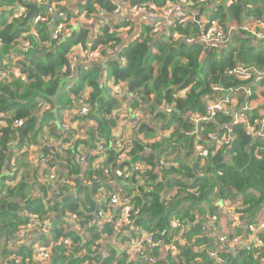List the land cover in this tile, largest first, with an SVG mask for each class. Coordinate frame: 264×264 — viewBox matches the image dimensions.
<instances>
[{
    "label": "trees",
    "instance_id": "16d2710c",
    "mask_svg": "<svg viewBox=\"0 0 264 264\" xmlns=\"http://www.w3.org/2000/svg\"><path fill=\"white\" fill-rule=\"evenodd\" d=\"M40 1L42 5L22 26L28 13L24 9L32 4L25 0H0V113L5 114L0 120V264H16L15 260L20 264H41L33 259L28 241L18 243L13 238L29 215L53 220L48 230L50 238L40 237L46 245L61 240L52 248L50 264H125V258L107 242L115 234L113 229L89 225L96 207L94 196L108 189L109 181L119 187L114 195L132 196L131 223L153 232L156 240L166 238L172 218L185 222L182 216L202 213L201 204L214 214L215 201L236 199L237 195H241L238 206L241 209L236 212L241 215L239 228L258 226L257 220L264 212V140L248 135V130L258 129L252 124L254 120L248 125H233L231 113L217 112L212 120L199 124L198 137L190 133L195 129L193 118L206 115L204 102L216 97L214 86L229 90L250 83L231 74L233 70L240 67L264 72V41L239 28L228 31L231 26H243L246 19H256L262 24L264 0H261L263 8L257 5V0H182L185 8L199 7L200 12L205 9L200 4L214 6L203 30L197 23L191 24L190 19L165 31H157L151 25L141 26L125 46H121L116 32L124 28L131 34L136 28L133 18L114 21L116 0H76L80 2L76 9H69L62 18L67 32H61L55 40L50 39L56 15L52 5L58 1ZM126 1L132 8L146 10L176 5V0ZM101 10L109 17L103 28L96 24ZM4 13L8 15L3 16ZM74 18H83L90 25L88 29L94 27L92 37L84 26L77 31L69 28L68 23ZM214 27L229 32L230 43L219 46L228 44L226 47L207 49L199 41L203 32ZM27 33L31 47H17V39ZM37 42L44 46L40 52L35 50ZM101 46L111 49L108 56L100 53L106 63L95 55ZM76 47L95 56L74 64L72 54ZM41 53L47 55L42 57ZM250 74L251 80L255 76ZM109 81L113 82L110 88ZM122 86L127 98L119 100L113 91ZM75 96L84 97L89 107L86 115H79V121L93 122L94 126L87 139H78L76 130L74 139L72 133H67L64 142L68 149L64 156L51 154L49 149L40 155L48 160L51 169L58 157L63 165L60 175L76 177L74 187L60 186L57 189L60 193L56 194L51 185L37 182V170L30 173L17 166L15 157L28 150L25 143L33 142L39 147L42 144L39 141L48 139H45L50 130L48 123L60 121L63 111L72 109L70 99ZM124 109L139 117L129 138L133 147L126 161L119 163L115 148L107 147L101 166L94 165L95 156L91 152L98 142L112 141L113 131L122 127ZM20 120L23 125L15 127L14 122ZM62 137L63 133L60 140ZM213 137H229L231 142L217 148L211 144ZM80 145L90 149L84 162L73 156ZM197 146L203 147L204 155L194 156ZM164 154L168 164L161 169ZM139 163L145 167L143 174L134 171L133 167ZM28 175L31 179H27ZM80 175L89 185L77 179ZM167 190H176L169 202L165 200ZM185 208V214L180 215ZM71 215L76 216L77 222L69 221ZM203 228L204 224L199 223L186 232L188 240L196 238L180 248L176 259L168 255L160 257L155 252V264H264V231L257 242L236 250L235 256L220 250L221 255L217 256L220 260H216L207 253L216 251L213 238L202 233ZM248 233L246 230L243 237ZM230 234L231 238L238 232L231 229ZM101 242L106 243L103 248ZM256 243L261 246L260 251L253 247ZM102 249L106 250L104 256L100 254ZM130 264L147 261L138 258Z\"/></svg>",
    "mask_w": 264,
    "mask_h": 264
},
{
    "label": "built area",
    "instance_id": "2783aa9c",
    "mask_svg": "<svg viewBox=\"0 0 264 264\" xmlns=\"http://www.w3.org/2000/svg\"><path fill=\"white\" fill-rule=\"evenodd\" d=\"M27 3L32 5H37L38 7L42 5L40 0H25ZM70 4H75L76 0H70ZM121 4L124 6L121 7ZM117 7L113 11L115 16L117 18H133L134 15L138 14L139 12H142L147 18H150L152 21L151 27L156 29L157 31H160L162 29L166 30L172 27L175 23H181L184 24L189 21V15L186 12V9L183 5V3L180 5H174V4H167L164 7L160 9H154L149 8L148 10L142 9V8H132L130 5H126L122 0H117ZM57 5H52V8ZM76 9V8H75ZM74 9V10H75ZM26 10V9H24ZM8 13H4L3 16H7ZM63 13H57L54 18V25L51 27L53 28V31L50 33V39L55 40L59 37V34L61 32L66 33L67 32V25L64 24L62 18ZM101 15L105 16V12L101 10ZM78 18H74L73 20H76ZM82 20L83 18H79ZM106 20L96 21V24L99 28H103L106 26ZM236 28H239L247 33H250L254 38L258 40L264 41V29L258 30L249 23H245L243 26H231L228 30L229 32H235L234 30ZM111 32H114V30H111ZM225 33L224 31L219 30L218 27H214L209 29L208 31L203 32L199 36V41L205 45L207 49L210 48H216L217 46L223 45L229 41V35L228 33ZM38 47L35 49L36 51L40 52L43 49V45L39 42H37ZM20 47L23 49L30 48V43L26 42L22 44ZM98 52V53H97ZM104 52L107 56L111 54L110 46H101L98 47L97 51H95V55L98 54L97 57H100L101 54ZM15 54V51L12 52L10 55L13 56ZM93 54H90V52L84 51L81 54V59L76 60L74 59V62H85L88 59L93 58L95 56ZM124 60L121 58V62ZM254 74V78L250 80L251 74ZM231 74L239 77L244 78L247 77V80L244 81H250V84L253 85H259L264 80V72H257L254 69H244V68H237L231 72ZM1 80V79H0ZM214 91V94L216 95L215 98L211 99V102L205 106L206 115L202 118L197 117L193 118V122L195 124V129L190 133L192 136H199L198 133V126L201 122H207L209 120L213 119V116L217 112H228L231 113L232 116V123L233 125L239 124L238 119L239 115L238 112L232 107L231 105V98L233 95H235L237 92L243 91V90H249V88H239V89H229V90H223L222 88L218 86H214L212 88ZM224 93V94H221ZM248 93H250L248 91ZM113 95L119 99L124 100L127 98L126 93L121 92L119 90ZM71 104L77 107L79 115H86L89 112V107L86 104V99L84 97H77L71 98ZM45 109L48 110V106H45ZM5 117L4 113H0V120H2ZM139 121V117L134 114V118L132 121L129 122V125L132 129H134L137 125V122ZM24 121H15L14 126L15 127H21L23 125ZM61 131L63 133L62 139L57 143L56 152L64 156L66 150L68 149V145L64 142L65 138H67V133H72V139L76 138L75 135V129L71 128L67 124H61L60 125ZM1 129V126H0ZM248 135H251L253 138L258 137L261 140H264V128L260 127L259 129H256L255 131L248 130ZM231 142L229 137H222L217 138L213 137L211 138V144L215 145L217 148L223 146V145H229ZM109 142L100 141L98 142L96 149H94L90 155L95 156V163L96 166H101L103 163L102 156L106 152L107 147H114L117 152V161L119 163L125 162L128 153L131 151L133 145L129 141V138L121 135H117L116 139L113 140L107 145ZM44 147V146H43ZM42 147V148H43ZM50 147V146H46ZM40 148L30 147L28 150L30 152H33V154L29 155L30 163L34 164L33 155H35L37 162L40 165V168L38 170V176H37V182L39 184H44L39 179L43 174H47L48 181L45 184H49L52 186L53 191L56 192V194L60 193L57 191V189L60 186L64 185H71L74 187V180L76 179L75 176L71 177H62L60 173L57 171H54L52 169L49 170L48 168V160L45 158L37 157V154L39 153ZM196 153L198 155H204L205 151L203 150L202 146L195 147ZM76 159L80 162H84L85 158L84 156L77 155ZM51 160V159H50ZM168 164V161L166 159V155L164 154L160 160V168H166ZM35 165V164H34ZM134 171L138 172L140 174H143L145 171L144 165L141 163L136 164L134 167ZM42 172H44L42 174ZM122 173H118V175H121ZM78 180L82 182L84 185H89V183L80 175L77 177ZM143 179H148V177L145 175L143 176ZM116 185L113 182L110 184V188L114 191H118L119 187L117 186V189H114L112 186ZM166 194H169L171 196L167 195L166 202H169L172 198V192L171 190H167ZM94 203L96 205L94 212L92 213V217L89 221V225L95 226L97 228H102L104 225L110 226L111 229L115 232L112 242L113 246L117 249L119 254H121L125 258V264H130L133 261H136V259H144L147 261V264H155L157 261V258L155 257V252L159 254L160 257L164 256H170L172 259H176L180 248L183 247L186 242L182 238H184V235L188 231L189 223L188 222H181L178 219L172 218L169 221V230L166 231V238L164 240H156L154 237L153 232H149L142 227H139L135 225L134 223H131L129 220L131 212L133 211L134 207L132 206V196L119 193L117 195H111V194H105L104 192H98L94 196ZM104 206H106L108 209L112 207L118 208L120 211V214L114 215L111 214V212L105 211ZM89 209V208H87ZM238 216V214H237ZM239 217V216H238ZM75 215H71L69 217L70 222H77ZM134 224V225H132ZM50 221L46 218H37L34 216L29 215L28 219L19 230H17L14 235V241L18 243H22L25 241H28L29 238L33 236L40 237V235H46L48 236V230L50 229ZM248 230L250 232H256L261 233L264 231V223H258V226L256 225H249ZM177 234V236L175 235ZM49 237V236H48ZM50 238V237H49ZM59 242H51L50 245H46L41 239L34 240L31 243L30 250L32 251L33 259L40 262L41 264H49L52 259V248L58 246L60 244ZM219 242L224 243H230V245L233 246L236 250L241 248L243 246L240 243L239 238H232L229 240L226 236H221L219 238ZM14 246L12 245V248ZM210 256L212 258H217V252H209ZM5 261L4 263H6ZM16 264H20L19 260H15Z\"/></svg>",
    "mask_w": 264,
    "mask_h": 264
},
{
    "label": "crops",
    "instance_id": "0c3cea01",
    "mask_svg": "<svg viewBox=\"0 0 264 264\" xmlns=\"http://www.w3.org/2000/svg\"><path fill=\"white\" fill-rule=\"evenodd\" d=\"M57 1H58V2H56L57 7L56 6L53 7L54 12L56 14L57 13H63L64 14V12H62L61 10L70 7L68 0H57ZM122 1L126 5H130L128 1H126V0H122ZM116 2H117V0H116ZM182 3H183L182 0H176L177 5H179V4L181 5ZM257 5L260 6L261 8H263V4H262L261 0H257ZM123 6L124 5L121 4V7H123ZM201 6H203L205 8L202 12L199 11V7L196 9H193V10L188 9V8H185V9H186L187 14L190 17L191 24L197 23L199 25L200 29L203 30L204 22L209 21L210 16L212 15V10H213L214 6L210 5V3H207L205 5L200 4V7ZM68 10L69 9H67V11ZM26 11L28 12L29 9L25 10V12ZM48 11H49V9H48ZM196 16H199L198 21H195ZM103 17H104L103 15L99 16L96 21H101ZM118 19L119 18H117V19L115 18L114 21L116 22ZM261 21H262V24H259V22L256 19H253V20L246 19L245 20L246 23H249L250 25H252L253 27H255L258 30L264 29V17L262 18ZM132 22L135 24L134 26L136 29H134L131 34H129V33L127 34L128 29L126 30L124 28L123 29L121 28L116 32L117 36L121 39V46L127 45L134 38V33L138 31L139 27L152 25V21L150 20V18H147L142 12H139L138 14L134 15ZM68 24L70 26L69 28L73 31H77L81 26H84L87 29H88V26H90L87 23H85L83 20H80V19L71 20ZM92 25L93 24H91V26ZM50 30H51V27H50L49 31ZM88 30L90 31V36L92 37V35L94 33V27H93V29L91 28ZM29 39L30 38H29L28 33L24 34L21 38L17 39V42H16L17 47H20L22 44H24L26 42L29 43ZM229 43H230V41L228 42V44ZM226 46L227 45L222 46L221 48L226 47ZM216 48H220V47L217 46ZM82 53H83V51H82L81 47H76L73 54H72V59H76V60L81 59ZM98 59H101V58L98 57ZM100 62L106 63V61H102V59L100 60ZM78 63H81V62H77V61L74 62V64H78ZM15 73L17 74V71H15ZM103 76H104V78H106V74H104ZM70 85L71 84L69 83L68 87H70ZM112 85H113V82L109 81L108 87L110 88ZM245 87L249 88V90H243V91L237 92L231 98V105L236 110V112H238V115H239L238 122H239V124L241 123L244 125H248V124H251V121L254 120L252 124H254V126L256 128H258V129L260 127L264 128V80L259 85H253V84L249 83ZM119 90H121L122 93H124V91H126L124 86H122V87L115 89L113 91V93L115 94ZM248 91L250 93H248ZM221 94H224V93H221ZM210 102H211V100L208 99L206 102H204V104L207 105ZM127 110L124 109V115L122 118L123 121L121 122L122 127H120V129H118L119 128L118 127L113 131V134H112L113 140L116 139L117 135L125 136L127 138L132 137L133 129L130 127L129 122L131 120H133L134 115H130L127 112ZM230 116H231V114H230ZM231 119H232V116H231ZM78 122H79L78 109H77V107L72 105L71 110L65 109L63 111L62 118L60 121H58L56 123L54 121H50L48 123V125H49L48 128L50 130L45 134V139L48 138L47 140L39 141L38 143L42 142V144L39 147L34 145L35 143H33V142L25 143L24 147L26 146V148L28 149L30 147L40 148L41 146H50V147L40 148L39 153L37 154V157H40V155L41 156L44 155L43 154L44 150H47V149H49L48 151L51 154H55L56 148H57V143L59 142L61 135H62L60 125L65 123L74 129V128H76V125ZM92 126H94V124H92ZM84 139H87V136ZM13 152H15V151L13 150ZM30 154H33V152H29L28 150H26V152H22L21 154L19 153L17 155V157H15V159H16L15 163L19 167H24V170L26 172L32 173L34 170H37V174H38V169L40 168V165L37 162L36 157L33 159V162L35 165L28 161V159L30 158L29 157ZM89 154H90L89 147H86L84 145H80L78 147V152L73 154V156H76V155L84 156L85 161H86L87 158L89 157ZM197 155L198 154L196 153V150H195L194 156H197ZM52 165L54 166V168L52 170L57 171L58 173L63 172V165L58 160V157L55 159V161H53ZM50 169L51 168H49V170ZM27 179H31L30 175H28ZM135 181H136V185H137L138 180L136 177H135ZM111 182H113V181H109V183H108V189H104L101 192H104L105 194L113 195V190L110 188ZM112 187L114 189H117L116 185H113ZM175 191L176 190L171 191L173 196L176 195ZM71 194H74V191H71ZM96 194H98V193H96ZM124 194H126V193H124ZM240 199H241V195H237L236 199L230 198V200H226V201H222V202L215 201V204L212 205V208H214V210H215L214 214L210 213L204 204H201V206H202L201 212L202 213H189L188 216H182V218L190 224L189 225L190 228L192 226H196L199 223L204 224V228L202 229L203 230L202 233H205V234H207L213 238V240H214L213 241V248L217 252V256L221 255L220 250L223 253L225 251H228L233 256L236 255V249L233 248V246L230 245V243L226 242V243L222 244L219 242V238L221 236H226L229 240H231L232 238H239L243 247H248V246L252 245L253 242H257L259 240L258 236L260 233L250 232L246 225H243V227H244L243 230H241L239 228L242 226L241 222H240V216L241 215L238 214V216H239L238 217L236 212H237V209H239V210L241 209L238 207ZM180 209H181V207L178 208V210H180ZM186 209L187 208L183 209L180 212V215L185 214ZM104 210L105 211L109 210L111 212V214H114V215L120 214V211L115 206L112 208H109V209L106 206H104ZM190 217H192L191 221H189ZM52 222H53V220H52ZM50 223H51V221H50ZM257 223H264V212L260 215L259 219L257 220ZM237 227L239 228L238 230H237ZM190 228L188 229V232L190 231ZM231 229H233L234 231H237L238 235H232L230 238ZM168 230H169V227H168L167 231ZM246 230H248L249 233L244 238L243 236H245L244 232ZM175 235L177 236L176 233H175ZM40 237H41V235H40ZM40 237L33 236V237L29 238L27 244L29 246H31V243L34 240L40 239ZM45 237H46V235H45ZM87 238L91 239V236L89 234H87ZM190 238L191 239L188 240L184 235V238H182V239L184 240V242H186V244H188L189 242H193V240L196 237H190ZM112 239H113V237H111L109 239V241H107V242H109V245L113 244ZM104 244H106V243L101 242V248L104 247ZM256 245L259 246V244H257V243H256ZM258 248H259V250H261L260 249L261 246ZM202 249L203 248L196 249L195 251L198 252L199 250H202ZM105 251H106L105 249H102L100 251V254L102 256H104ZM217 260H220V259H217Z\"/></svg>",
    "mask_w": 264,
    "mask_h": 264
},
{
    "label": "rangeland",
    "instance_id": "374dc122",
    "mask_svg": "<svg viewBox=\"0 0 264 264\" xmlns=\"http://www.w3.org/2000/svg\"><path fill=\"white\" fill-rule=\"evenodd\" d=\"M54 9V8H53ZM54 11V10H53ZM242 80H247V77H244V78H242ZM92 124H94L93 122H88V121H84V122H82V121H79L78 123H77V125H76V128H75V130H76V133L78 134V136H79V138L78 139H80L81 140V138H85L86 136H88V132L91 130V126H92ZM77 139V140H78ZM46 146H44L43 148H45ZM32 159H34L35 158V155H33V157H31ZM40 180H41V182L42 183H47V181H48V176H47V174L45 173V174H43V176H41L40 178H39ZM168 196H171V195H169V194H167ZM255 249H257L258 251H260L259 250V246H257V245H255V246H253ZM207 253H209V251L207 252Z\"/></svg>",
    "mask_w": 264,
    "mask_h": 264
},
{
    "label": "water",
    "instance_id": "95a60500",
    "mask_svg": "<svg viewBox=\"0 0 264 264\" xmlns=\"http://www.w3.org/2000/svg\"><path fill=\"white\" fill-rule=\"evenodd\" d=\"M80 2H77V3H75V4H72V5H70V7H68V8H66V9H62L61 11L62 12H66L67 11V9H75L76 8V6L79 4ZM44 8L46 7V6H43ZM29 11H28V13H27V15H26V17H25V19H24V22H23V24H22V26H26V24L28 23V21L32 18V16L35 14V12L38 10V6H34V5H29ZM106 18H109L108 16H104L103 18H102V20H105ZM110 18H112V17H110ZM196 20L195 21H198L199 20V16H196V18H195ZM47 55V53H42L40 56H43V57H45ZM73 193V192H72ZM51 223H52V220H51Z\"/></svg>",
    "mask_w": 264,
    "mask_h": 264
},
{
    "label": "bare ground",
    "instance_id": "6f19581e",
    "mask_svg": "<svg viewBox=\"0 0 264 264\" xmlns=\"http://www.w3.org/2000/svg\"><path fill=\"white\" fill-rule=\"evenodd\" d=\"M31 43V42H30ZM228 45V44H227ZM7 47V46H6ZM30 54V53H29ZM31 55V54H30ZM32 58V57H31ZM237 68V67H236ZM215 98V97H214ZM170 103V102H169ZM226 116V115H225ZM179 144V143H178ZM175 146V145H174ZM139 219V218H138ZM146 221V220H145Z\"/></svg>",
    "mask_w": 264,
    "mask_h": 264
}]
</instances>
